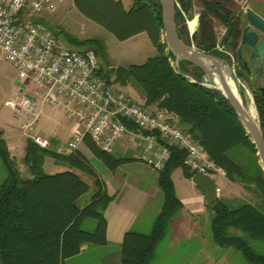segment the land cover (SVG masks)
Here are the masks:
<instances>
[{
    "label": "trees",
    "instance_id": "trees-1",
    "mask_svg": "<svg viewBox=\"0 0 264 264\" xmlns=\"http://www.w3.org/2000/svg\"><path fill=\"white\" fill-rule=\"evenodd\" d=\"M200 2L199 28L192 37L184 14L176 7L175 23L179 38L199 51L226 60L230 65L233 64V56L237 63L243 28L241 16H234L229 11L228 6H234V1ZM180 3L184 8H192L194 0H180ZM74 6L85 18L104 27L120 42L142 33L148 35L156 49L154 57L140 65L110 67L105 62L101 40L80 41L69 34L53 33L71 49L93 51L98 60L97 74L108 86L140 90L145 107L175 116L177 124L203 146L228 181L243 185L260 199L258 205L242 202L236 208L218 199L212 208L211 229L212 240L217 246L240 251L250 264H264V256L255 253L245 238L234 233L240 231L250 239L264 241V171L259 165L257 150L227 99L221 93L200 85L204 72L187 61L181 62L179 69L173 65L175 57L167 50L163 39L159 1L132 0L129 10L116 0H74ZM187 11L184 10L185 13ZM213 19L226 29L228 41L222 45L223 51L217 48ZM43 24L52 31L46 23ZM236 74L249 87V76L239 70ZM250 88L264 138V97L254 80ZM84 146L112 172L136 160L107 154L89 138ZM49 160L53 161L54 167L63 170L47 172L45 165ZM0 161L7 170V177L0 183L2 264H66L68 259L80 255L85 246L107 244L105 211L114 196L109 195L105 182L97 176L82 152L62 155L52 146L44 150L28 140L23 158L27 176H23L6 141L0 137ZM185 161V152L172 147L170 160L158 172V186L164 198L161 211L149 234L129 231L125 235L121 264H152L154 261L156 249L165 238L170 221L184 208L176 195L172 175L177 169H181L188 179L196 174L190 171ZM76 172L94 178V190L87 202H83V198L90 191V186ZM90 220L96 222L93 232L83 228L84 223Z\"/></svg>",
    "mask_w": 264,
    "mask_h": 264
},
{
    "label": "built area",
    "instance_id": "built-area-1",
    "mask_svg": "<svg viewBox=\"0 0 264 264\" xmlns=\"http://www.w3.org/2000/svg\"><path fill=\"white\" fill-rule=\"evenodd\" d=\"M65 1L0 0V61L11 62L18 75L16 92L5 106L24 136L39 148L50 149V140L36 132V124L45 106L61 107L77 127L58 154L78 151L89 138L107 154H114L121 144L132 148L137 161L161 172L171 158V148L177 147L185 152L191 172L225 177L203 146L169 113L149 109L108 86L97 74L93 51L71 49L45 24L31 20L32 15L55 14ZM27 84L33 87L27 89Z\"/></svg>",
    "mask_w": 264,
    "mask_h": 264
},
{
    "label": "rangeland",
    "instance_id": "rangeland-1",
    "mask_svg": "<svg viewBox=\"0 0 264 264\" xmlns=\"http://www.w3.org/2000/svg\"><path fill=\"white\" fill-rule=\"evenodd\" d=\"M123 1L131 3L132 0ZM176 1H178L180 4V0ZM249 1L236 0L234 1V6H228L231 9L229 11H231L234 16H241V27H243L246 23L245 12L238 9H240V6L244 4L249 5ZM194 5L201 13L202 6L200 0H194ZM176 7L178 10H180L177 3ZM28 10H30L29 7ZM240 11L243 13L240 14ZM31 17H33L32 19L34 20L37 19L39 22L41 20L43 23H46L52 29L53 33L57 31L64 34H69V36L80 41L88 39L101 40L105 48V62H107V66L110 67L140 65L145 63L148 58L154 57L156 55V49L153 47L150 40H147L145 36L140 37L137 40L120 42L104 27L85 18L75 8L73 5V0H66V2L55 14L51 15L43 13L39 15H32ZM187 17L189 18L190 16ZM212 27L217 33L218 45H223V38L226 35L225 28L216 19L212 20ZM219 49L220 51H223V48ZM231 57L233 62L232 66L237 71V63L235 62L233 56ZM173 65L175 66V61L173 62ZM248 76L247 82L249 87L248 85L244 84L242 80H240V82L244 86L245 90L250 94V96H253V90L250 88L253 85V75ZM17 80L18 75L13 64L6 59H2L0 61V132L2 133V136L0 137L4 138V135L9 136L18 144L20 151L16 152L15 149L12 151L10 150L11 157L14 159L21 174L23 176H27V168L23 164V158L25 155V147L28 138L24 136L23 132L20 130L19 121L14 116L13 112L5 106V102L16 92L18 85ZM256 85L257 87L263 86L259 80L256 82ZM26 87L27 89H31L33 85L27 84ZM114 88L127 93L136 101H139L138 95L142 94L140 90H137L139 94L133 96L130 95V88L128 90V88L118 85H115ZM243 101L245 103L244 97ZM75 127H77V121L75 119L68 118L61 107L45 106L36 124V132L44 135L45 137L54 136L58 142L66 143L69 141L70 130L74 129ZM4 140L7 143V140ZM51 146L57 150L56 145L51 144ZM78 151L82 152L88 158L90 164L96 171L97 176L101 180H106L110 177V171L104 166L103 163L95 158L93 153L86 146H81ZM130 154L131 153H129V155ZM54 166L55 165L53 161L49 160L47 162V171L51 170L52 172H56L63 170V168ZM178 172L179 173L172 175V180L175 184L174 186L175 188L177 186L180 197H190L192 193L189 190L190 187H187L186 182L181 175L182 170H179ZM76 173L90 186V191L83 198V202H87L94 190V178L82 172ZM6 177L7 170L0 161V183ZM213 177L219 183L220 175H213ZM120 179L122 180V185L128 184L130 176H125L122 174ZM146 184L147 182L141 183V185ZM142 189H144L143 186ZM219 199L225 200L233 208L238 207L242 202H249L254 205H258L260 202V199L251 190L240 184L234 185L233 188L226 190L224 189L222 194L219 196ZM162 205L163 203L161 202L159 207L162 208ZM156 206H158V203H155V207ZM213 215V209H206L204 214L196 217L195 221H193L192 224L195 226V229H193L192 234L189 235V238L183 236L178 239H172V236L176 235L175 233L178 232L181 226V212L178 213L170 221L166 236L158 245L155 253V259L152 264H250L240 251L233 248L224 249L217 246L213 242L211 229ZM155 219L156 216L153 218V221H151L150 224L149 211L146 210V212L143 214L142 218L140 219L141 222L144 224L147 223V225L148 223L150 224V227L147 229L145 234H149L152 231ZM83 228L93 232L96 228V222L91 220L86 221ZM234 233L239 237L245 238L248 242V245L255 253L264 256V241L250 239L240 231H235ZM115 251L116 250L114 249L105 250L101 249V246L89 245L85 251L80 253V255L67 260L66 264H110V260L114 257ZM0 264H2L1 260Z\"/></svg>",
    "mask_w": 264,
    "mask_h": 264
},
{
    "label": "crops",
    "instance_id": "crops-1",
    "mask_svg": "<svg viewBox=\"0 0 264 264\" xmlns=\"http://www.w3.org/2000/svg\"><path fill=\"white\" fill-rule=\"evenodd\" d=\"M116 1H120L126 10H129L130 7L132 6V1L131 3L125 2L123 0H116ZM175 2L179 5L180 10L186 17L187 28L190 37H192L199 28L200 12L195 5H193L192 8H184L182 7L181 3L179 4L178 1L176 0ZM73 5H74V0H73ZM244 8H249L253 10L257 15H259L264 20V0H250L249 5L247 4L242 5L240 6L239 10H243L245 12ZM184 10H188L187 13H185ZM187 16L190 17L188 18ZM195 19L197 20V26L196 28L191 29L190 22L194 21ZM242 28L244 30L245 24ZM143 36H145L147 40L148 39L150 40V38L146 33L139 34L129 40H137ZM240 80H242L243 83L246 84V82L243 79ZM259 81L264 86V74L259 78ZM127 88L128 90L129 88L131 89L130 90L131 94L129 93L130 95L134 96L139 94L136 89L131 87H127ZM140 96L141 95H138L139 102L141 104H144V100L142 99V96L141 97ZM171 117H173L176 120L175 116L171 115ZM72 132L73 129L70 130L69 141L71 139ZM46 138L50 140L51 144L56 145L57 149L60 146H63L67 143V142L66 143L58 142L54 136H50ZM3 139L7 140L9 150L12 151L15 149L16 152L20 151V147L15 141H13L11 137L4 135ZM129 153L131 154L129 155ZM114 154H116L115 156L117 157H131L135 159L134 155L136 154V151L132 148H127L125 145L121 144L116 148ZM45 170L47 171V163L45 165ZM179 170L181 169H177L173 173V175L179 173L178 172ZM47 172L54 173L51 170ZM152 173H156V172H154L152 169L147 167L145 164L135 160L133 162L122 165L114 172L110 171V177L106 180H103L106 184V188L109 195L114 196V200L108 205L105 211V218L107 220V232H106L107 244L101 246V249L116 250L114 257L110 260L111 262L110 264H121L122 244L124 242L125 235L129 231H135L137 233L145 234L147 229H149L151 221H153V218H155V216L157 217L161 211V207H159V204L161 202L163 203L164 198L158 186L159 174L158 173L152 174ZM122 174H124L125 176L127 175L130 176V180L128 184L122 185L121 182L122 180L120 179ZM181 175L184 181L186 182L187 187H190L189 190L191 191L192 195L190 197H184V198L180 197L177 186L175 188L177 197L183 204L184 208L182 209L181 212L180 229L178 230V232L175 233L176 235L172 236V239H178L183 236L189 238V235H191L193 229H195L194 228L195 226L192 224L193 221H195L196 217L204 214L206 212V209L208 210L204 191L201 190L199 187H197L192 182V179L186 178L183 174V171ZM212 178L215 180L218 189V199L224 189L226 190L229 188H233V186L236 185L228 181L226 177L220 176L219 183L213 176ZM144 182H147V184L141 185V183ZM142 186L144 187V189H142ZM155 203H158V206L155 207ZM146 210L149 211L150 213V224L148 223V225L147 223L144 224L140 220L143 214L146 212ZM87 248L88 246L83 247L82 252L85 251Z\"/></svg>",
    "mask_w": 264,
    "mask_h": 264
},
{
    "label": "water",
    "instance_id": "water-1",
    "mask_svg": "<svg viewBox=\"0 0 264 264\" xmlns=\"http://www.w3.org/2000/svg\"><path fill=\"white\" fill-rule=\"evenodd\" d=\"M158 1L162 8L164 43L167 50L175 57V68L179 69V64L187 61L204 72L205 76L200 85L221 93L230 103L250 136L264 171V138L260 128L259 116L257 113L256 119L252 120L249 114L251 102L255 106L254 97L245 90L237 77L235 68L227 61L199 51L195 46L187 45L179 38L175 23V0ZM245 21L240 47L237 51V66L239 71L253 75V80L257 82L264 74V20L253 10L248 9L245 13ZM227 41L228 37H225L223 44L226 45ZM190 81L196 83L192 79ZM230 82L237 86L241 100L243 97L245 98L247 109L244 106L245 103L243 104L244 101L242 102L232 90ZM259 91L264 97V86H261ZM0 136H2L1 132ZM192 182L204 191L206 205L212 209L218 201V189L215 180L209 175L197 173L192 178Z\"/></svg>",
    "mask_w": 264,
    "mask_h": 264
},
{
    "label": "bare ground",
    "instance_id": "bare-ground-1",
    "mask_svg": "<svg viewBox=\"0 0 264 264\" xmlns=\"http://www.w3.org/2000/svg\"><path fill=\"white\" fill-rule=\"evenodd\" d=\"M190 26H191V29H194V28H196V26H197V20L195 19L194 21H191L190 22ZM230 84V86H231V88H232V90L234 91V93L240 98V96L238 95V88H237V86H235L232 82H230L229 83ZM242 98H240V100H241ZM242 102H243V100H241ZM243 104H244V102H243ZM244 106H245V108L247 109V106L244 104ZM249 108H250V117H251V119L252 120H255L256 119V117H257V112H256V109H255V106H254V104H253V102H251V104L249 105Z\"/></svg>",
    "mask_w": 264,
    "mask_h": 264
}]
</instances>
